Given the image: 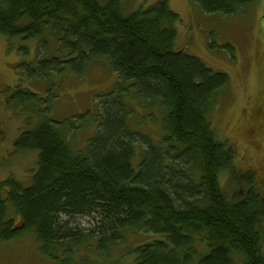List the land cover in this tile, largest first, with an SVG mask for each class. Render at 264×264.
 <instances>
[{
  "label": "trees",
  "instance_id": "1",
  "mask_svg": "<svg viewBox=\"0 0 264 264\" xmlns=\"http://www.w3.org/2000/svg\"><path fill=\"white\" fill-rule=\"evenodd\" d=\"M188 1L230 16L256 0ZM124 12L121 0H0L6 44L18 39L24 56L27 41L45 48L29 65V82L80 77L98 59L117 77L97 97V114L55 119L41 95L18 85L5 99L31 114L15 149L37 151L38 164L29 187L0 182V241L32 232L49 264H94L126 233L144 232L154 238L133 247V264H264L263 188L255 172L236 167L235 147L211 120L230 77L176 49L179 17L166 0ZM51 43L55 53L41 57ZM222 48L234 50L229 42ZM148 122L155 135L141 129ZM90 129L76 148L78 133ZM224 174L236 184L231 193ZM83 216L89 228L72 227Z\"/></svg>",
  "mask_w": 264,
  "mask_h": 264
},
{
  "label": "rangeland",
  "instance_id": "2",
  "mask_svg": "<svg viewBox=\"0 0 264 264\" xmlns=\"http://www.w3.org/2000/svg\"><path fill=\"white\" fill-rule=\"evenodd\" d=\"M159 1L165 0H121V4L128 14ZM166 1L179 17L176 49L195 55L215 71H223L230 77L227 91L230 95L220 98L211 120L220 121V126L217 125L219 139L227 140L235 147L236 167L255 172L264 192V118L256 113L259 102L264 101V60L254 56L255 44L259 48V55L264 58V0H256L243 12L230 16L205 14L198 5L188 0ZM46 38L49 39L47 32ZM19 42L18 39L14 40L9 47L6 39L0 36V182L14 178L22 187H29L37 169L38 154L37 151H17L15 142L26 126H30L27 118L31 114L21 113L19 109L7 105L5 99L11 98L13 89L18 85L22 90L41 95L48 107V114L55 119L71 118L86 111L97 114V97L111 92L117 77L106 60L98 59L90 64L83 76L65 79L45 77L43 82L38 81L40 78L29 82V79L26 80L29 65L39 56L38 51L42 54L45 48L39 50L36 40L27 41L29 54L24 56ZM226 42L234 47L232 54L222 48ZM56 47L51 43L47 48L48 54L41 57L54 54ZM51 95L56 96L54 101ZM19 97L30 99L28 95L17 94ZM260 119V129L253 134L251 130L258 128ZM33 120L32 124L36 122L35 118ZM141 129L155 135L154 125L150 122L143 124ZM92 134V129L86 135L78 133L75 147L83 148L86 138ZM220 182L227 192L235 190L236 184L227 174L221 176ZM15 219L18 220L17 217ZM89 222V217L83 216L73 218L70 224L87 229ZM125 236V241L113 247L109 255L103 256L101 263L94 264H133V247L154 238L152 234L144 232H128ZM34 238V234L29 232L13 240L0 241V264H49L50 260L36 248ZM80 262L90 264L89 260L84 261L81 257Z\"/></svg>",
  "mask_w": 264,
  "mask_h": 264
}]
</instances>
